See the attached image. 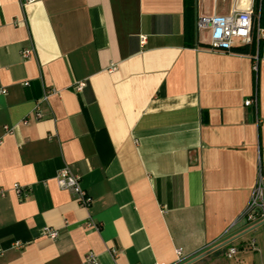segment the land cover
I'll return each mask as SVG.
<instances>
[{"label": "crops", "instance_id": "1", "mask_svg": "<svg viewBox=\"0 0 264 264\" xmlns=\"http://www.w3.org/2000/svg\"><path fill=\"white\" fill-rule=\"evenodd\" d=\"M243 1L0 0V264H177L178 249L247 227L264 175V43L256 71L196 27ZM65 167L89 209L59 188Z\"/></svg>", "mask_w": 264, "mask_h": 264}, {"label": "built area", "instance_id": "2", "mask_svg": "<svg viewBox=\"0 0 264 264\" xmlns=\"http://www.w3.org/2000/svg\"><path fill=\"white\" fill-rule=\"evenodd\" d=\"M37 0H26L25 4L33 3ZM254 4H250L245 9L241 6L236 5L232 10L231 14L228 16L214 14L212 16H200L197 19L196 27L198 31H208L210 34L209 51L214 53H233L234 48L238 45L241 47L250 46L253 43L254 38L257 40V53L254 56V61L256 62L255 70L257 71V63L260 55V50L262 43H264V28L260 23V13L259 20L255 22V11ZM144 40V38H143ZM35 48L31 47L22 52V57L24 59H29L35 55ZM84 84L79 85V90H82ZM2 94H6V91H2ZM259 99L258 95L255 94L254 97L247 99L244 103L246 108L254 107L258 110ZM38 119L42 118V114L38 113ZM27 125V122H25ZM57 184L63 191H68L74 195L76 203L83 209H89L92 205V197L89 196L86 190L81 186V178L74 174L69 167H65L60 170L56 177ZM256 184L252 190V195L249 203L247 204L245 210L238 219V223H244L246 226L254 225L256 223H261L264 226V175L261 173L256 180ZM14 191L20 197L23 193L19 185H15ZM89 226H95L90 223ZM99 229L98 226H95ZM44 235L52 240L59 237V232L46 228L44 230ZM18 247L20 245H17ZM256 241H253L250 245L254 250L256 249ZM21 247V246H20ZM238 250L236 247H230L225 256L227 259H234ZM114 254H117L114 252ZM177 254V264L181 263L186 259L183 250L178 249ZM84 264H99L97 258L93 254H89L85 257Z\"/></svg>", "mask_w": 264, "mask_h": 264}, {"label": "rangeland", "instance_id": "3", "mask_svg": "<svg viewBox=\"0 0 264 264\" xmlns=\"http://www.w3.org/2000/svg\"><path fill=\"white\" fill-rule=\"evenodd\" d=\"M244 240V246L239 248L238 254L234 259L229 260L226 258L225 248L207 256L199 261L198 264H264V226L245 236ZM253 241H256L257 244L255 250L250 247Z\"/></svg>", "mask_w": 264, "mask_h": 264}, {"label": "water", "instance_id": "4", "mask_svg": "<svg viewBox=\"0 0 264 264\" xmlns=\"http://www.w3.org/2000/svg\"><path fill=\"white\" fill-rule=\"evenodd\" d=\"M261 223H256L254 225L247 226L240 231L229 235L228 237H225L224 239L214 243L213 245H210L209 247H206L199 251L198 253L192 255L191 257L186 258L179 264H195L202 259L206 258L207 256L216 253L220 250H223L227 247H229L231 244L243 239L245 236L256 230L257 228L261 227Z\"/></svg>", "mask_w": 264, "mask_h": 264}, {"label": "trees", "instance_id": "5", "mask_svg": "<svg viewBox=\"0 0 264 264\" xmlns=\"http://www.w3.org/2000/svg\"><path fill=\"white\" fill-rule=\"evenodd\" d=\"M263 3L264 0H254V11H255V22L259 20V13H260V23L262 21V13H263ZM192 6V5H191ZM233 53L241 54V55H250L254 57L257 53V40L254 38L253 43L250 46L234 48Z\"/></svg>", "mask_w": 264, "mask_h": 264}, {"label": "bare ground", "instance_id": "6", "mask_svg": "<svg viewBox=\"0 0 264 264\" xmlns=\"http://www.w3.org/2000/svg\"><path fill=\"white\" fill-rule=\"evenodd\" d=\"M247 3H248V1H247V0H244V1H243V7H246ZM240 6H241V5H240ZM243 7L241 6L242 9H244Z\"/></svg>", "mask_w": 264, "mask_h": 264}]
</instances>
